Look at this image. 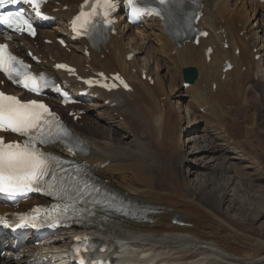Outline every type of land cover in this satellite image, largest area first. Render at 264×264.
Here are the masks:
<instances>
[{
    "label": "bare ground",
    "instance_id": "1",
    "mask_svg": "<svg viewBox=\"0 0 264 264\" xmlns=\"http://www.w3.org/2000/svg\"><path fill=\"white\" fill-rule=\"evenodd\" d=\"M68 1L72 5L79 2ZM263 2L203 0L201 24L210 33L198 46L187 44L176 50L160 23L147 20L140 26H129L125 36H112L89 56H85L82 43L76 44L71 53L61 48L56 39L67 32V21L74 10L59 12L55 25L43 30L55 43L42 44L36 51L55 59L44 64L45 68L55 72L57 61H69L79 67L82 75L119 70L134 86L133 92L122 91L120 96L98 91L96 99L88 103L85 117L91 125L74 124L76 134L90 145L91 154L86 160L106 184L153 212L140 221L95 218L86 229L61 232L50 246L29 244L16 252L15 244L7 242L0 264H60L67 257L66 249L73 237L83 232L107 243L111 255L127 254L135 264H140L141 253L157 256L158 263L165 264H264V231L247 232V221L223 209L228 199L223 184L228 170L224 161L233 174L236 168H248L239 167L236 161L239 156L256 157L248 150V138L264 124ZM22 39L16 43L28 44ZM231 45L240 48L241 53L235 55ZM208 47L213 49L210 62L205 55ZM227 59L233 67L224 71ZM186 67H195L198 72L187 87L183 72ZM107 99H111L110 104L105 103ZM183 100L187 123L199 121L209 126L204 130L205 145L192 136L195 127H183ZM114 102L117 104L112 105ZM124 126H129L128 133ZM120 132L121 137L117 135ZM128 134L131 140L126 142ZM185 137L194 147L193 157L183 145ZM243 146L248 147L242 150L245 152L236 153ZM198 151L206 153L205 160L211 157L213 163L199 161L200 154L195 155ZM225 152L227 155L221 158ZM231 152L239 154L238 158L229 157ZM259 161L264 170V160ZM186 167H196L197 174L206 173H201L199 181H192ZM245 175L238 170L234 177L228 176V183L237 179L238 191L249 188L257 200L264 186H254ZM253 210L256 218L263 217V210Z\"/></svg>",
    "mask_w": 264,
    "mask_h": 264
},
{
    "label": "snow or ice",
    "instance_id": "2",
    "mask_svg": "<svg viewBox=\"0 0 264 264\" xmlns=\"http://www.w3.org/2000/svg\"><path fill=\"white\" fill-rule=\"evenodd\" d=\"M19 2L20 0H0V8ZM27 2L39 14L40 0H27ZM159 2L164 4L166 0H159ZM127 3L131 7L133 15H139L146 11V9L138 8L135 0H127ZM98 8L103 9L104 22L112 23V20L108 18L113 8L110 0H95L91 11H82L73 22L78 33L81 29H86L88 25L95 26L94 17L98 15ZM156 14L159 15V12ZM0 24L15 27L20 31L27 30L30 34L35 35L31 23L22 12L0 14ZM16 64H22V62L17 61L16 57L7 52V45H0V70L4 71L9 79L14 78L13 74L22 77L24 87L30 88L34 92L39 91L38 79L31 74L22 73L15 66ZM58 67L65 66L59 65ZM46 115H51V113L44 104L34 100L23 103L15 96L0 92V130H10L29 138L21 145L19 143H5L4 139L0 137V192L30 190L46 174V161L42 159L43 154L34 147V141L45 134L42 122L48 123L45 119ZM40 142L45 143L46 140L40 139Z\"/></svg>",
    "mask_w": 264,
    "mask_h": 264
},
{
    "label": "rangeland",
    "instance_id": "3",
    "mask_svg": "<svg viewBox=\"0 0 264 264\" xmlns=\"http://www.w3.org/2000/svg\"><path fill=\"white\" fill-rule=\"evenodd\" d=\"M263 1L264 0H260V3H262ZM257 30L259 31V28L255 29L256 34H258ZM91 102H89V103H91ZM181 105H182L181 106V110H182L181 113H183V120H184L183 121V127L187 126L185 128L186 130H190L192 127H195V129L192 133V136L198 140L199 144L205 145L206 143L203 142L204 130L205 129L209 130V126H207L205 122H199V121H198V123L188 124L187 118L185 116L186 115V104H185L184 100L181 102ZM95 113H96V111H95ZM114 115H116V113H114ZM97 117L100 118L101 115H98ZM192 120H194V119H191V122H193ZM260 126H261V129L259 131H253L251 136L248 138V143L250 144V146L248 145V143L246 144V146L248 145L249 148L246 146H243V147H241L240 151L239 150L236 151V153H240L242 150L248 148V150H250L252 154H255L256 157L252 158L251 156H249L247 158H244V157L242 158L241 156H239L240 159L236 161L237 165L239 164V167L241 165H243L245 167H247V166H249V167L248 168H242V170L239 168H236L234 174H237L238 170H240L242 173L246 174L244 176L246 178L245 179L246 181L252 183L254 186L256 185V186L262 188L264 186V170H262L259 167L261 161L258 162V160H264V124L260 125ZM211 128L213 129V127H211ZM115 129H116V126L112 127V130H115ZM124 129H127V133L130 130V128H128L126 126H124ZM117 135H119L120 137L123 136L121 132ZM130 140H131V137H129V134L126 135L125 141L129 142ZM189 142L190 141H188L187 138L185 137L183 145L185 146V149H187V151L189 152V154H190L189 156L193 157V155H194L193 148L194 147L192 145L190 146ZM244 152L245 151H242L241 153H244ZM236 153L235 152H233V153L231 152V154L229 153V157H231V158L237 157L238 158L239 154H236ZM196 154H200L198 156V158H200V159H198L199 161H201V162L205 161L209 164L213 163V159L211 157H208L205 160L203 154H206V153H201L200 151H198L195 153V155ZM225 154L227 155V152H225L223 154L221 153V158H223ZM151 161H154V159L151 158ZM224 164H225V167H228V170L226 173L227 175L226 176H225V174L223 175V179L224 178L226 179V180H224L223 184H224V186H227L226 191L228 192V199L224 203L223 209L228 210L233 217H236V219L239 218L240 220L247 221V222H245V228H246L247 232L252 231L253 233H255V232H258L260 230L264 231V215H263V217L258 219V218H256L257 213L253 210L255 207L258 210H261V211L263 210V213H264V197L261 198L262 196H264V193L261 194L260 198H258L259 200L258 199L254 200L252 197L254 192L251 191V189L247 188L246 189L247 191L246 190H243L242 192L238 191L237 185L240 183L238 182L237 179L234 181L235 183H233V184H231V182L228 183V180H227V178H229L228 176H233L234 174H233V172H230L231 166L227 163V161H224ZM191 169L192 168L188 169V167H186L185 172H187L189 174V178H191L192 181H194V180L199 181L200 177L202 175L201 173H206V171H200V173H199L200 176H199V174L195 173L196 169H197L196 167L194 169H192V170H194V172H192V173H190ZM260 183H262V184H260ZM235 184H236V186H235ZM252 224H253V226H252Z\"/></svg>",
    "mask_w": 264,
    "mask_h": 264
},
{
    "label": "water",
    "instance_id": "4",
    "mask_svg": "<svg viewBox=\"0 0 264 264\" xmlns=\"http://www.w3.org/2000/svg\"><path fill=\"white\" fill-rule=\"evenodd\" d=\"M194 75H195V73L191 69H188L186 71V77L191 76L188 78L189 80H192V77H194Z\"/></svg>",
    "mask_w": 264,
    "mask_h": 264
}]
</instances>
